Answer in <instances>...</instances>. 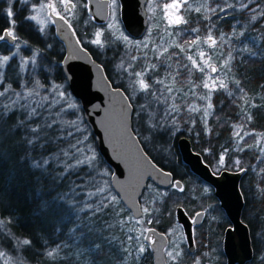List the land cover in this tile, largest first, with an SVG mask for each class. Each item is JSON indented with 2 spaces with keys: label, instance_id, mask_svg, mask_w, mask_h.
<instances>
[{
  "label": "trees",
  "instance_id": "16d2710c",
  "mask_svg": "<svg viewBox=\"0 0 264 264\" xmlns=\"http://www.w3.org/2000/svg\"><path fill=\"white\" fill-rule=\"evenodd\" d=\"M234 2L235 0H228V3ZM5 3V0H0V31L7 28ZM189 3L194 9L201 6L203 0H189ZM261 5L264 6V0H261ZM11 7L15 12L14 32L18 37L17 42L20 43L19 54L21 57L14 58L8 65L5 73V83L0 85V90L11 83L14 90L23 91L21 85L31 88L33 83L39 80L48 89V93H45L43 88L39 89L41 95L50 94L55 85H61L64 90L69 92L58 67L64 53L61 42L50 31L44 35L28 25L22 8L16 10L13 5ZM184 9V18L188 23L174 29L187 31V29L196 28L198 31L190 34L194 38L199 36L203 39L206 36L207 25L214 23L216 27L213 29V34L217 36L220 33L225 34L227 43L224 46L228 45L231 48L230 52L234 60L231 62L232 71L228 74L226 81L228 88L218 90L211 99L214 107L207 117V127L210 131L205 130L204 122L201 119L203 112L193 113L188 111L189 105L199 107L204 105L203 101L198 99V96L194 100L192 94L193 92L195 94H207V90L200 86L204 81L206 72L194 73L190 81L181 82L177 78L173 79L175 77L172 76L175 64L173 61L169 62V71L166 70L168 77L176 81L175 85L181 87L183 91L187 90L186 94L188 92L191 94L189 97L184 96L182 98L183 95L180 96L179 92H175L170 100L164 104L167 109L170 105H176L179 108L178 112L172 113L166 119V124L171 128L168 131L172 134V137L171 135L167 136L171 143L170 151L174 157L178 156L176 142L183 136L191 143L192 150L198 153L212 170L232 172L239 171L241 168L245 170L239 183V189L244 199L241 220L248 227L253 251L251 261L246 264H264V260H261V257L264 256V193L258 191L257 188V185L264 188V173H261V169H264V154L261 153L259 147L254 146L257 140L260 141L261 145H264V18L252 21L246 11H236L230 12L227 17L221 19H216L213 16L211 20H205L206 13L203 11L196 13L194 10H189L187 6ZM149 21L150 17H148V23ZM30 29L33 31L31 32ZM233 31L236 35H232ZM142 36V38L145 37ZM105 37L107 40L109 39L107 34ZM13 43L0 42V54H9L8 50L14 49L12 48ZM48 45H51V47H48ZM170 50H173V48ZM170 50L163 56L169 58ZM90 54L103 67L110 83L123 90L122 86L115 83L108 75L105 62L100 61L91 50ZM227 54L223 53L224 57ZM33 55L36 56L35 65L31 63V66H26L20 61ZM180 61L188 65L187 61ZM222 71L224 77V70ZM30 80L32 83H26ZM236 80L240 82L239 87L235 83ZM193 85L198 87L193 88ZM241 88L244 90L243 92L240 91ZM228 92H232L233 95L229 96ZM245 93L247 95H244ZM181 100L183 101L181 102ZM251 105H257V107H251ZM56 110L53 109V111ZM249 114L252 117L250 121L247 119ZM173 118L175 123L172 122ZM63 119L73 118L65 115ZM80 122L82 132L78 136L81 139L87 137V141L93 143L89 130L81 117ZM237 124L243 125L242 130H240L242 136L245 132H251L252 135L245 136L242 141L239 140L238 137L234 136L235 131L238 129L233 126ZM162 135L164 137V133ZM64 146L63 144L60 145V147ZM241 148L243 151L240 150ZM144 150L148 152L156 164L167 167L156 154L150 152L146 147H144ZM221 155L225 157L223 165L219 163ZM236 161H239V164H236ZM19 168L20 164L16 157L9 159L7 163L3 161V158H0V191L4 193L3 198L0 199V218L7 220L14 217L13 225H9L12 232L21 239L28 238L32 240V245L24 246L21 253L26 264H43L44 258L47 257L44 253L47 250L55 248L57 245H61V247L67 245L73 237L83 239L86 237L88 239L85 227L91 222L94 209H89L86 204L97 203L94 197L90 201L87 199V192L92 190L91 187L77 188V195L74 196L70 181L77 180L76 176H69L63 181L56 180L55 182H53V177L41 178V184L34 185L33 176L27 172L22 173L26 179L18 178L17 170ZM60 171H62V167L57 168L53 176H56ZM77 183H80V181L77 180ZM36 187H43L45 191L55 188L52 196H64L66 211L60 222L47 225H41L37 222L32 214L35 202L29 203V189H33L32 195H34ZM113 194L115 193L113 192ZM117 202L125 214L129 215L126 209L122 207L121 201L117 199ZM105 204H108V202H105ZM108 206H111V204H108ZM224 222L227 223L226 219ZM0 236H3V234L0 233ZM0 244H2L4 250L15 255L11 238L5 237L0 240ZM222 260H217L215 264H224ZM202 263L204 264V262ZM54 264L58 263L54 262Z\"/></svg>",
  "mask_w": 264,
  "mask_h": 264
},
{
  "label": "snow or ice",
  "instance_id": "6c2138e0",
  "mask_svg": "<svg viewBox=\"0 0 264 264\" xmlns=\"http://www.w3.org/2000/svg\"><path fill=\"white\" fill-rule=\"evenodd\" d=\"M7 2L9 7L6 9L5 15L9 18L10 28L3 35H0V40H4L5 37H11L12 41L15 42L12 48L17 51L9 49L8 51L10 54H0V85H4L7 67L11 61L18 56V51L20 49V43L17 42L18 37L14 32L15 12L11 7L12 0H7ZM146 5L148 11L152 15H155V0H146ZM116 6L117 0H111L110 7L113 8V15L115 14ZM185 6H187L189 10H194L196 13H201L202 11L206 13L204 16L205 20H211L213 16H215L216 19H221L227 17L230 12L236 11H246L252 21L264 18V6L261 5V0H235L234 3H228V0H222V2H220V0H203L201 6L195 7L194 9H192L189 0H171V2H162L159 5L163 13V20L166 21L169 28H178L188 23L182 14V9H184ZM76 7L77 5L73 0H59V8L52 0H39L38 5L32 6V11L35 14L27 16L26 19L39 23L41 25L39 28L41 33L44 31V27L47 26V24L55 23L54 18L64 21L71 27L69 18L73 14V9ZM83 7L87 8V4L85 3ZM221 14H223V16H221ZM108 27L112 28L113 25L109 24ZM215 27L216 25L214 23L207 25V35L203 40L201 41V38L197 36L189 45V47L196 46L199 49L202 43L207 47V52L205 50H199L196 53L201 63L198 64L193 56H187V59L191 61V68L197 69L200 72H204L207 68L212 74H217L215 78L210 75L207 80L200 85L203 89L207 90V95H200L198 99L206 101V105L203 107L189 105L188 108L189 112H203L201 119L204 122L206 131H210L207 127V117L214 107L211 103L212 95L218 90H226L228 88V83L226 81L228 74L232 71L231 62L234 60L232 53L229 52L224 63L219 68L209 63L212 59L210 53H214L218 46L223 48L224 44L227 43L225 34L220 33L218 36L213 34V29H215ZM191 31L197 32L198 29L193 28ZM169 34L171 35V33ZM94 35L95 38L89 42L103 47L104 43L101 39L103 32L97 31ZM232 35H236V33L233 31ZM116 38L128 42V37L122 33ZM148 39L151 40V29ZM77 43H79V41H77ZM137 43L141 44V42ZM48 47H51V45H48ZM142 47L147 48L148 43H142ZM176 47L180 49V52H184L183 45L176 44ZM167 52L168 48H164L163 52H158V55L163 56ZM206 56L208 57L207 59H205ZM136 59L137 57H132V60ZM35 61L36 56L33 55L29 58H24L22 64L28 65L32 63L35 65ZM201 64L203 67H201ZM118 67L128 72L132 65L129 64L126 67L122 60ZM150 67L155 69L157 65L152 64ZM168 67H170V65ZM184 67L188 68L187 65H184ZM221 70H224L223 78L218 75ZM146 72L147 69L142 72L132 73L137 78L133 83L138 85L141 92L149 94L154 100L159 101L160 97L150 92L151 85L145 79ZM189 74H191V69H189ZM177 75H179V73H177ZM173 79H175V77H173ZM26 83H32V81L30 80ZM156 83L163 84L164 81L158 80ZM235 83L239 87L240 82L236 80ZM21 87L23 91H16L12 88L11 83H8L3 87V90H0V158H3V161L7 163L9 159L16 157L20 164V168L17 170L18 178L26 179L22 173L27 172L33 176L34 185H40L41 178L47 179L48 177H53V182H55L56 180L63 181L69 176H76L80 183H77V180L70 181L72 185V194L74 196L77 195V188L84 189L95 185L94 191L87 192V199L90 201L93 197H96L97 203L86 204L89 209H94L93 215H95V212H99L107 207L108 204L116 203L117 198L115 196H111L110 194L104 195L106 191L105 187L96 184V175L106 176L108 173L106 171L102 173L96 172L95 162L97 157L90 147L87 150L85 149L84 144L86 137L81 139L78 136V134L82 132L79 121L77 119H63L65 115L75 116V112L72 110L75 109L77 105L68 102L66 94L59 91V85H55L52 92L45 95H41L39 89L43 88L45 93H48V89L39 80H36L31 88L25 85H21ZM165 87L169 94L173 92V88L167 85ZM195 87L198 86L193 85V88ZM240 91L243 92L244 90L241 88ZM227 94L229 96L233 95L232 92H228ZM131 95L132 99L130 101L127 97L124 98L126 101L122 110V115L125 119L124 126L126 130L130 127V125L127 124V119L131 115H135L137 123L140 122V117L142 115L146 116L147 119L144 121V130L148 135L141 134L147 143L151 135L164 128V124L159 121L155 124L151 123V121L155 119L156 113L155 111L148 112V108L151 107L153 103V99H149V95L143 97L145 103L138 105L134 112L129 111L133 108V104H135V90H133ZM161 95H163V93H161ZM193 95H195V92H193ZM244 95L247 94L245 93ZM49 96H51V98H49ZM241 99H243V97H241ZM245 103H247V101H245ZM251 107H257V105H251ZM53 109L57 110L53 111ZM178 111L179 108L176 105H170L168 109L164 110L163 118L167 119L172 113ZM247 119L249 121L252 119L250 114L247 116ZM172 122L175 123L174 118ZM233 127L238 129L235 131L234 136L238 137L241 141L245 136L252 135L251 132H245L243 136L241 135L240 130L243 128L242 124H237ZM61 144L65 146L60 147ZM254 146L259 147L261 153L264 154V145H261L259 140H257ZM240 150L243 151L242 148ZM219 162L221 165L225 163L224 155L220 156ZM235 163L239 164V161ZM59 167H62V171L56 176H53V173L56 172V169ZM240 170L244 171L243 168ZM37 173H39V175H37ZM261 173H264V169H261ZM105 184H107V181H105ZM172 187L181 192L184 190L179 182H174ZM257 188L258 191L264 193V188H260L259 185H257ZM53 191H55V188H50L48 191H45L43 187H36L34 189V195H32L33 189H29V203L35 202L32 214L41 225L60 222L66 211L64 196L54 197L52 196ZM205 191H208V189H205ZM3 196L4 193L0 191V199H2ZM105 200L108 201V204H105ZM140 211L143 214H149L150 208L144 206ZM200 215V213H197V218ZM130 219L135 220L137 224L143 223L142 219H137L136 217H131ZM13 221L14 217H10L7 220L0 218V233L3 234V236H0V240L5 237L11 238L13 241L12 248L15 251V255H13L11 252L4 250L2 244H0V264H26L21 253L24 246L32 245V240L28 238L21 239L12 232L9 225H13ZM148 222L150 223L151 221ZM119 223L124 225L127 223V220L121 218ZM107 227L111 228L113 225L109 224ZM134 230L136 229H127L128 232ZM149 231L152 230H142L140 236L135 237V245H133L134 237L132 235L126 237L127 246L123 248L125 255L122 264H129V260L134 254L138 260L146 252L147 249L140 243V240L141 237L151 239L145 235ZM111 239L115 240L116 237H111ZM96 247L99 249V245ZM60 248L61 245H57L55 248L47 250L44 255L49 258H55ZM181 255L182 250L179 244L167 251V256L171 264H177ZM261 260H264V256L261 257ZM196 264H201L200 260H197Z\"/></svg>",
  "mask_w": 264,
  "mask_h": 264
},
{
  "label": "water",
  "instance_id": "95a60500",
  "mask_svg": "<svg viewBox=\"0 0 264 264\" xmlns=\"http://www.w3.org/2000/svg\"><path fill=\"white\" fill-rule=\"evenodd\" d=\"M85 1L86 13L91 21L98 25L105 23L109 14V0ZM117 2L123 30L132 38L141 37L147 27L146 0ZM54 19L55 35L64 48L63 57L58 65L60 72L70 95L79 104L83 122L90 132L99 157L111 172V189L131 216L138 218L141 215L139 199L147 182L166 188L171 185V175L159 168L145 153L132 130L131 116L127 119L130 127L125 129L122 110L126 103L124 99L126 95L121 89L111 85L103 67L77 43L68 24L58 18ZM0 42L12 44L14 41L11 37H5ZM208 71L213 75L209 69ZM176 145L181 161L191 173L213 188L214 196L231 224L225 229L222 242L226 264L248 263L253 257V251L248 227L241 220L243 199L239 189L245 170L235 172L223 170L214 175L202 161L201 156L192 150L187 138L180 137ZM175 215L190 246L191 224L181 208L176 209ZM150 229L152 231L145 235L151 239L145 237L143 239L150 250L152 264H166L164 259L166 238L155 229Z\"/></svg>",
  "mask_w": 264,
  "mask_h": 264
},
{
  "label": "rangeland",
  "instance_id": "374dc122",
  "mask_svg": "<svg viewBox=\"0 0 264 264\" xmlns=\"http://www.w3.org/2000/svg\"><path fill=\"white\" fill-rule=\"evenodd\" d=\"M5 11L9 7V4L7 0H5ZM53 3L57 5L59 8V0H52ZM74 3H76L77 7L73 9V14L69 18V21L71 22L73 29L75 27V30L80 34V37L82 39V42L85 43L99 58L100 61L105 62L107 67V73L111 77V79L122 86L124 91L127 94V97L129 100L132 99V92L135 90L136 92V99L135 104H133V111L136 110L137 106L140 104L145 103L143 97L146 94L144 92H141L138 88V85L134 84L133 81L137 79L132 73L135 72H142L147 69L145 79L150 83L151 93H155L156 96H159V101H156L153 99L151 95H149V99H153V103L151 107L148 108V112L155 111L156 117L154 120L151 121V123L155 124L158 121L164 124V128L155 134L151 135L148 142L146 143L143 139V135H148L147 132L144 130V121L147 119L146 116L142 115L140 117V122L137 123L135 115H132V127L134 130V134H136L137 138L141 140L140 142L144 144L143 146L146 147L150 152L154 153L159 157L162 158V153L155 152L158 147H165L167 151L163 150V153L165 154V157L171 158V151L169 149L171 143L169 142L170 139H168L170 136L172 137L171 132L168 130L169 126L166 124V119L163 118L164 110L167 109L164 105L170 98L173 96L175 92H179V95L184 98L191 96V94L186 91H183V89L177 85H175L176 81H173L172 78H169L166 70L169 68L170 65L169 62L173 61L175 64L174 72L172 76H175L177 80L181 82H187L188 80H191L192 75L195 73L197 74L200 72L197 69L191 68V61L187 59V56L191 55L194 59L197 60V63L200 64V60L196 53L199 50H205L208 51L207 47L201 43L200 48L198 49L196 46L189 47L192 40L196 39L192 37V32L190 29H187L185 32L184 30L180 29L176 34V41L173 38V30H179L169 28L166 24V21L163 20V13L160 10L159 5L162 2H171V0H155L156 6V12L155 15H152L148 9L147 5L145 3V12H146V21H147V27L143 35L140 38L141 40H131L124 32L122 25L119 20V6L117 2V6L115 9V14L113 15V8L110 7L111 0H109V14L107 21L101 25L94 24L91 22L90 17L86 13V8L83 7V5L86 3L85 0H73ZM14 6V8L17 9H23L24 10V17L26 18V15H33L35 14L32 11L33 5H38L37 0H12L11 6ZM254 6V5H253ZM62 11V9H61ZM185 9H182V14L184 15ZM148 17H150V21L148 23ZM154 19V21H153ZM7 20L9 21V18L7 17ZM38 26V31L41 25L37 22H34ZM50 24H47V26L44 27V31L42 34L46 35V33L49 31ZM74 24V25H73ZM109 24H112L113 27L109 28ZM98 26L96 28V26ZM150 29H151V40H149L150 35ZM97 31H102L103 36L101 37L104 46L100 47L98 45L92 44L89 41L95 38V33ZM40 32V31H39ZM76 32V31H75ZM41 33V32H40ZM126 35L128 37V42H125L123 40H118L116 37L120 34ZM171 33V35L169 34ZM109 36V39L105 37V35ZM207 35V31L205 32ZM184 35L186 37H184ZM217 36V35H216ZM163 38V39H161ZM186 38V40H184ZM203 39H201L202 41ZM175 41V42H174ZM137 42H141V44H138ZM142 43H148V47L144 48L142 47ZM176 44H181L184 47V52H180V49L176 47ZM164 48H168L170 50L173 48V50H170L171 53H169V57L167 56H159L158 52H163ZM155 49V50H154ZM231 48L227 45L226 47L223 46V48H220L219 46L217 49H215L214 53H210L212 55V59L209 61L210 64H214L218 68L224 63V60L226 57H224L223 53H229ZM12 51H17L16 49H12ZM10 54V53H9ZM166 54V53H165ZM137 57L136 60H132V57ZM227 56V55H226ZM21 57L18 51L17 58ZM31 57V56H29ZM26 57V58H29ZM224 57V58H223ZM208 57L206 56L205 59ZM123 60L125 66L127 67L129 64L132 65L131 68H129L128 72H125L123 69L119 68L118 65ZM170 60V61H169ZM180 60L187 61L188 68L184 67V63H181ZM22 62V59L20 60ZM176 62V63H175ZM152 64L157 65L155 69H152L150 66ZM28 65L31 66V63ZM26 65V66H28ZM162 66V67H160ZM201 67L203 65L201 64ZM189 69H191V74H189ZM205 77L204 81L207 80V78L211 75L209 74L208 69H205ZM179 73V75H177ZM215 75L213 76L215 78ZM218 75L223 78V71L221 70ZM163 80V84H158L156 81ZM202 81V83L204 82ZM210 82V81H209ZM173 88V92L169 94L166 91V87ZM202 85V84H201ZM206 90V89H204ZM59 91L64 92L67 96L68 102L75 103L77 107L73 109L72 111L75 112V116L67 115V117H72L73 119H77L80 122V117L82 119V113L79 107L78 102L70 95V93L63 89V87L60 85ZM163 93V95H161ZM178 95V94H177ZM205 95V94H192V98L194 99L196 96ZM207 95V94H206ZM214 95V93H213ZM212 95V98H213ZM195 100V99H194ZM193 100V101H194ZM183 100H181L182 102ZM204 105H201V107L206 105V101H203ZM66 107V105H65ZM83 120V119H82ZM81 123V122H80ZM143 133V135L141 134ZM164 133L161 136V134ZM90 134V132H89ZM85 137H83L84 139ZM88 138L86 137L84 147L87 150L89 147L92 151L95 152L97 160H96V172L102 173L107 172L108 175H96V184L99 186L105 187L106 191L104 195H111L116 196L111 192L110 186H109V177H110V170L105 166L104 163H102L99 158V155L97 153V150L94 146V142H88ZM168 140V141H167ZM174 157V156H173ZM162 160V159H161ZM173 160V159H172ZM165 164H168L166 160H162ZM173 162V161H172ZM220 163V162H219ZM215 171V170H214ZM223 170H218L215 172H220ZM105 181H107V184H105ZM91 191L95 190V185L91 186ZM185 190V189H184ZM156 192H158L159 196L164 197L165 192H171V191H165V190H157L152 186H147V188L144 190L140 206L141 209L144 206H147L150 208L149 214H143L139 219L143 220L142 224H137L135 220L130 219V214H125L124 210L121 208V206L118 204V202L111 204V206L103 208L101 211L95 213L91 217L92 220L87 224L85 227L86 232L88 233V239L85 237L83 238H75L73 237L71 242L67 245H63L58 254L55 256V258H49L45 257L43 260V264H54V262L58 264H122L124 260V252L123 248L127 246V239L126 237L128 235H132L134 237L133 245H135V237L140 236V232L144 229L150 228L154 223V204L158 200V196H156ZM173 192V191H172ZM181 192V191H178ZM183 192V191H182ZM189 192H204V188H201L197 191L195 190H189ZM156 193V194H155ZM205 193V192H204ZM254 195V194H253ZM117 197V196H116ZM96 198V197H94ZM118 199V198H117ZM97 200V198H96ZM107 203L108 201L105 200ZM122 207H124L122 205ZM123 218L127 220V223L124 225H121L119 223L120 219ZM148 221H151L150 223ZM113 225V227L109 228L107 225ZM128 228L136 229L132 232H128ZM169 234L173 235L174 231L173 228L168 231ZM111 237H116L115 240H112ZM140 243L145 246L147 249L146 252L137 260L135 257V254L133 257L130 258L129 264H151V259L149 258V252L147 246L143 242V237H141ZM97 245H99V249H97ZM148 255V256H147ZM149 258V259H148ZM149 260V261H148Z\"/></svg>",
  "mask_w": 264,
  "mask_h": 264
},
{
  "label": "flooded vegetation",
  "instance_id": "af4514ba",
  "mask_svg": "<svg viewBox=\"0 0 264 264\" xmlns=\"http://www.w3.org/2000/svg\"><path fill=\"white\" fill-rule=\"evenodd\" d=\"M37 1L39 3V0H37ZM27 15H26V17H27ZM25 21L33 29L38 31V26L36 24H34L33 21L28 20L26 18H25ZM69 23L71 24L70 21H69ZM6 25H7V28L1 30L0 35H2L3 32L9 30L10 24H9L8 20H7ZM70 28L73 31L77 41H79V44L81 45V47L86 49L90 54L91 49L87 45L85 46V43L82 42L80 34L75 32L76 31L75 27L73 29V26L71 24ZM32 31L33 30H31V32ZM49 31L55 36V38H57L55 35L53 23L50 24ZM178 31H180V29L179 30H173V34H174L173 38L175 41L177 40L175 33H177ZM184 31L186 32V30H184ZM125 34H126V32H125ZM128 37L134 41L140 39V37L136 38V39L132 38L130 36H128ZM184 37H186V36L184 35ZM1 43H3V42H1ZM91 57H92V55H91ZM113 87H115V86H113ZM116 88H118V87H116ZM122 91L125 94L124 89ZM125 95L127 97V94H125ZM131 119H132V117H131ZM140 144H141V142H140ZM141 146L144 149V146L142 144H141ZM158 148L159 149H157L155 152H158L160 154L162 153L161 159L162 160L164 159L167 161L168 164H165L163 162L167 167L159 166L158 164H156V162H154V161L153 162L159 168L164 170L165 172L170 173L171 185L166 187V188H161V187H158L157 185L148 181L144 190L147 188V186L150 185V186L154 187L155 189H157L158 191L159 190L171 191V192H165L166 196H164V197L159 196L158 192H156L157 194L155 193L156 196H158V200L154 204V209H153L154 210L153 211L154 212V216H153L154 223L150 227L152 229H155L159 233H162L166 238L167 242H166V246L164 248L165 263L171 264V262L169 261V258L167 256V251L171 250L175 245L179 244V247L182 250V255L178 259L177 264H196L197 260H200L201 264H203L202 262H204V264H215V262L217 260L221 261L222 258H223L222 262L224 264H226L225 257H224L223 251H222V242H223L224 231L226 228L230 227L231 224H230L229 220L227 219L224 211L221 209L218 200L215 198L213 188L208 183H206L205 181H203L202 179H200L199 177H197L196 175L191 173L189 168L181 161V158L179 156V152L177 149V145H176V151L178 153V156L173 157V155L171 154V156H172L171 158L165 157V154L163 153V150L166 149L165 147H158ZM169 149H170V147H169ZM144 151L146 152V150H144ZM165 151H167V150H165ZM146 153L149 157H151L148 154V152H146ZM201 159H202V157H201ZM202 161H203V159H202ZM204 163L209 167L210 171L214 175H218L221 172V171L218 173L215 172L214 170L211 169V167L206 162H204ZM175 181L180 182L181 187L183 189H185V190H183V192H178V190L176 188L172 187V185ZM109 185H110V177H109ZM201 188H204L205 193L204 192H189V190L197 191ZM205 189H208V191H205ZM144 190H143V192H144ZM111 191L113 192L112 189H111ZM143 192H142V195H143ZM142 195L139 199L140 210H141L140 201H141ZM241 195H242V193H241ZM242 199H243V195H242ZM243 206H244V199H243ZM177 208H181L183 210V212L185 213V215L187 216V218L191 224V227H190L191 228V244H190V246L188 245V242H187L186 237L184 235V231H183L182 226L176 220L175 212H176ZM126 211L130 214V212L127 209H126ZM197 213L201 214L198 218L196 216ZM141 215H142V212H141ZM141 215H140V217H141ZM130 216H131V214H130ZM140 217H138L137 219H139ZM225 219L227 221L226 224L224 222ZM150 228H147V229H150ZM172 228L174 231L173 235L169 234V232H168ZM143 242H144V239H143ZM144 244L146 245L145 242H144ZM147 248H148V246H147ZM148 252H149L150 259H151V254H150L149 248H148ZM151 264H152V259H151Z\"/></svg>",
  "mask_w": 264,
  "mask_h": 264
},
{
  "label": "bare ground",
  "instance_id": "6f19581e",
  "mask_svg": "<svg viewBox=\"0 0 264 264\" xmlns=\"http://www.w3.org/2000/svg\"><path fill=\"white\" fill-rule=\"evenodd\" d=\"M131 122H132V119H131ZM132 130H133V127H132ZM133 132H134V130H133ZM183 137V136H182ZM146 153V152H145ZM147 154V153H146ZM151 160H152V158L151 157H149ZM153 161V160H152Z\"/></svg>",
  "mask_w": 264,
  "mask_h": 264
}]
</instances>
